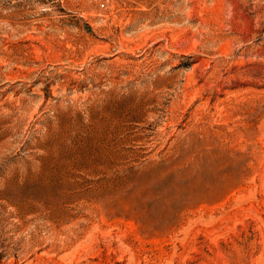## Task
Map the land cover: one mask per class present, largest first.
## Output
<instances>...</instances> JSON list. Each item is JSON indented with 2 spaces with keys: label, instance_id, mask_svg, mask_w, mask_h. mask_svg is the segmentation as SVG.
<instances>
[{
  "label": "rangeland",
  "instance_id": "374dc122",
  "mask_svg": "<svg viewBox=\"0 0 264 264\" xmlns=\"http://www.w3.org/2000/svg\"><path fill=\"white\" fill-rule=\"evenodd\" d=\"M0 264H264V0H0Z\"/></svg>",
  "mask_w": 264,
  "mask_h": 264
}]
</instances>
